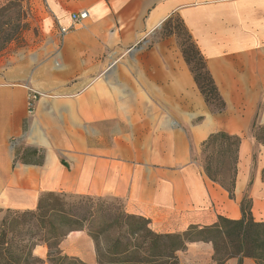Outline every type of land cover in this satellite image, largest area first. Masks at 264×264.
Segmentation results:
<instances>
[{"label":"crops","instance_id":"obj_1","mask_svg":"<svg viewBox=\"0 0 264 264\" xmlns=\"http://www.w3.org/2000/svg\"><path fill=\"white\" fill-rule=\"evenodd\" d=\"M43 2L39 41L0 57L2 78L26 87L16 97L0 94V205L33 209L47 191L114 197L155 232L174 233L210 225L218 215L239 218L246 194L254 220L264 221V144L243 138L254 120L264 123V0ZM82 10L87 17L72 25L71 13ZM172 14L202 55L223 110L206 107L176 46L150 38ZM27 90L47 98L23 131L12 168L9 116H24ZM217 131L241 138L233 198L192 156ZM28 152L32 158L23 162ZM10 181L34 182L18 192L31 199L10 200L18 190ZM190 244L204 253V264H215L211 243ZM58 247L96 264L85 230L70 231ZM47 251L37 244L33 254L43 259ZM241 264L257 263L245 257Z\"/></svg>","mask_w":264,"mask_h":264},{"label":"trees","instance_id":"obj_2","mask_svg":"<svg viewBox=\"0 0 264 264\" xmlns=\"http://www.w3.org/2000/svg\"><path fill=\"white\" fill-rule=\"evenodd\" d=\"M14 2L7 0L6 4L0 6V33L4 26L13 29V32L0 36V52L20 35V12H13V17L6 16ZM186 61L190 62L189 57H186ZM198 64L205 70L206 76L201 78L207 83L209 91L221 101L222 105L217 111L223 110L224 101L202 55ZM199 78L194 76L200 91L204 93ZM250 133L257 142L264 144V124L259 125L254 120ZM240 142L238 135L217 131L209 134L201 143L203 151L208 153L203 163L205 174L223 187L230 198L234 196ZM23 156L24 153L20 159L27 162L29 158ZM71 197L93 199L85 195L47 191L39 196L33 209H0V264H43V260L33 254L37 244H46L50 264H86L76 257L63 254L58 247L60 241L73 230H85L92 238L96 264H181L178 251L185 250L189 243L196 241L211 243L212 261L215 264H223L232 257L238 259V264L245 257L252 258L257 264H264V221L254 220L251 199L246 194L240 201L239 218L218 215L210 225L192 224L174 233L155 232L149 227L148 219L124 210L110 213L108 220L97 218V208L89 210L86 216H75L73 208L67 204Z\"/></svg>","mask_w":264,"mask_h":264},{"label":"rangeland","instance_id":"obj_3","mask_svg":"<svg viewBox=\"0 0 264 264\" xmlns=\"http://www.w3.org/2000/svg\"><path fill=\"white\" fill-rule=\"evenodd\" d=\"M7 0H0V6L3 4H6ZM43 0H18L13 3L9 7V12L6 13V16L13 17V12L19 11L20 12V35L18 38L10 42L3 51L0 52L1 55H6V53H9L10 51L16 52L19 48L29 45V44H35L39 41L40 38V19L42 18L41 13L42 9L47 10L45 7V4ZM45 7V8H43ZM15 21V18H13ZM13 32V29L10 30L9 26L2 27V32L0 33V36H5L8 33ZM150 38L153 39V41H160V40H168L169 44L176 46V48L181 53L182 57L184 58V61L192 74V77L194 79V76H199L200 78L199 83L203 84L204 93H202L198 87V84L196 83V86L200 92V95L202 97V100L204 101V104L206 107L212 111V112H218L217 109L221 107V101L216 97L214 94H212L209 91V87L207 86V83L202 77L206 76L205 70L202 66L198 64L199 58L201 57L200 52L196 48L190 34L188 33L187 29L185 28L184 24L182 23L180 17L177 14H172L169 17H167L161 24H159L151 33ZM1 41V37H0ZM186 57H189V63L186 61ZM2 65H0V94L5 93L8 95H11L12 97H16V93L18 89H24L26 88L25 85L21 84V82H14L10 83L7 81L6 78H2L1 76V70ZM15 81V80H14ZM23 83V82H22ZM34 95V97L32 96ZM45 95L40 92H35L33 90H27L25 95V101H24V116H22L20 111L17 113H14L10 111L9 116V158L12 164V168L20 162L18 158H16V154L20 148L24 146L22 143L23 139V131L27 129L29 126L32 115L34 114L35 109L37 106H39V102L42 99H46ZM63 100V99H62ZM3 107H0V111ZM10 109H17V106L15 105V102H13V105H10ZM259 125H262L264 123L256 122ZM243 138L245 140H250L251 133L248 131L247 133L243 134ZM253 138V137H252ZM254 139V138H253ZM28 140V139H27ZM255 140V139H254ZM256 141V140H255ZM1 144V142H0ZM256 149L254 147L253 150V156H256ZM208 153L203 151V147L201 144L196 148H192V156L200 161L203 165L205 156ZM28 158H32L31 153H27ZM240 170V164L237 162V172ZM11 186H16L18 189L17 191L14 190L10 197V200H25L31 199L30 196H26L25 194L18 193L21 188L23 189H31L32 187H36V184L34 182H17V184L9 182ZM26 192V191H25ZM44 193L41 192L38 195L39 196ZM67 193V192H66ZM72 194V193H68ZM17 196L16 198L14 197ZM78 195V194H73ZM87 196V195H85ZM89 196V195H88ZM93 199H79L77 197H71L67 200V204L70 205L73 210L75 216H86L89 212V210H93L94 208L97 210V218L101 220H108L110 213L113 212H119L123 210V204L122 201L118 198L114 197H104V196H90ZM37 198V200H38ZM99 198V199H96ZM6 208L10 209H30L28 205H0V209L3 211ZM2 213H0L1 216ZM194 245L188 244L186 249L183 251H178L177 255L179 257V260L181 264H204V258H203V252H200L193 248ZM48 250V248H47ZM38 252V251H37ZM48 252V251H47ZM34 253V252H33ZM40 253V252H39ZM35 255V254H34ZM43 264H50V262L47 260V255L42 259ZM209 264H213L209 262Z\"/></svg>","mask_w":264,"mask_h":264},{"label":"built area","instance_id":"obj_4","mask_svg":"<svg viewBox=\"0 0 264 264\" xmlns=\"http://www.w3.org/2000/svg\"><path fill=\"white\" fill-rule=\"evenodd\" d=\"M87 17V12L86 11H79V12H73L71 13L70 15V19H71V22H72V25L74 23H78L80 22L81 20L85 19ZM68 30V28H65V27H61L60 28V31L61 32H66ZM34 97V95H32Z\"/></svg>","mask_w":264,"mask_h":264}]
</instances>
